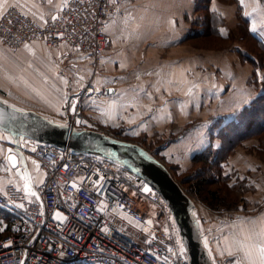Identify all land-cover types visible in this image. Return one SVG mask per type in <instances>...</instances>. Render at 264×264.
Returning a JSON list of instances; mask_svg holds the SVG:
<instances>
[{"label": "built area", "instance_id": "1", "mask_svg": "<svg viewBox=\"0 0 264 264\" xmlns=\"http://www.w3.org/2000/svg\"><path fill=\"white\" fill-rule=\"evenodd\" d=\"M120 1L85 0L77 4L70 0L67 8L54 14L60 19L53 22L50 17L46 24L23 15L17 7H7L0 19V43L19 49L43 41L71 57H86L97 69L111 42L105 30L107 20ZM95 88L93 81L87 80L82 94H93ZM73 103L75 111L71 108L64 121L72 127L92 128L78 98ZM24 143L45 173L38 187L41 200L27 196L23 183L11 180L12 184L8 181L2 185L1 179L12 172L0 166V188L7 193H0V211L9 216V220L0 219V228L5 229L9 222L10 229L0 238V264H164L165 256L169 264H188L185 251L179 254L183 243L167 201L139 175L106 157L74 153L32 139ZM73 181L79 191L71 187ZM94 181L99 185L94 186ZM101 201L108 206L103 212L98 210ZM19 204L24 207H17ZM112 208L147 227V231L136 234L111 224ZM57 211L66 217L63 222L54 219ZM168 248L177 255L169 253ZM156 255L161 259L157 260Z\"/></svg>", "mask_w": 264, "mask_h": 264}, {"label": "crops", "instance_id": "2", "mask_svg": "<svg viewBox=\"0 0 264 264\" xmlns=\"http://www.w3.org/2000/svg\"><path fill=\"white\" fill-rule=\"evenodd\" d=\"M19 1L20 5H24V12L28 13L29 15L35 13L34 20L38 22H45L51 17V15L57 13L59 10L57 6L60 4V0H53L52 5L46 3L45 0ZM178 1L180 0H123L120 6L117 8L119 11H115L113 14H111L106 23L108 26L106 31L111 37V42L108 46L110 51L108 53V58L112 59L114 62L117 60V58H120V55L117 52L118 48H129L130 55L134 54V56H137L136 53L141 47L146 48L148 46H155L166 48L170 47V45H173L176 42H178V44H182L190 29V24L188 21H186L183 15H186L187 13L189 14L194 9L193 4H196V0H182V3H178ZM245 2L246 6L244 4V7H246V11L244 10V14L246 12L253 13L252 16L247 17L250 18L251 24L253 21H255L258 29L255 34L264 41V37H261L259 34L261 31H264V9L258 6L256 7L257 11L253 12L254 8L252 10L248 9V0H244V3ZM179 4L184 6L180 8L181 15L184 19H178L177 17V10L180 6ZM41 14L44 16L43 21L39 19ZM26 45L28 46L27 48L24 45L20 50L24 55V59H26L25 57L32 55V57L35 58L40 64L42 70H45L42 71L39 68V70L37 69V72L40 75L39 77L44 80V83L47 81V85L40 86L38 84V88L34 89L33 92H23L22 96L24 100H26L24 101L26 104L29 98L33 99L35 102H45L48 104H55V100L58 101L57 98H52V96L61 98L64 97V99L67 97V101L70 100V97L73 95L72 92L70 93V84H64L61 80V77L67 80L66 77L68 76H65V74L61 72V69L67 68L68 66H71V64H74L77 70L84 72L85 78L88 77L89 71L92 70L91 61L86 59L84 56L78 55L71 57L73 55H69L65 51L52 49L48 47L43 41H36L32 44ZM8 50L15 51L18 49L8 48ZM155 53L159 56H163L161 53ZM72 59L76 60L72 61ZM187 59L189 60L188 64H190L188 71L184 72L183 67L179 68L176 66L173 69L172 76L174 78L180 79V81L190 79V76L192 77L191 86L193 94L191 96L186 95V92H188L189 88H185L183 84L179 85L180 83L176 84L175 87L166 88L162 86L160 88H153V90L150 91V96L154 97L160 94L161 99H159L160 101L158 103H150L148 100V102L144 103V107H139L138 109V107L135 106L134 111H129L127 114H124L125 107H120V105H125V102H121L119 101L118 97L111 95L116 92L114 85L110 86L114 88V92L111 94L105 92V96H101V94H98L97 96H85L82 94V91L79 95H74L78 98V105L84 111L88 124L91 127L97 125V123L102 126L117 127L120 125H125V121L130 119V123L134 122L133 124H138V128L144 125V132L149 134L153 131V129H155V127H181L184 125V120L187 118H190L188 121L193 120L197 122V124H195V133H192V135L186 136L184 138H181L180 136L176 142L174 139L171 143L168 141L162 150V153L170 162H179L183 160L189 161L190 157L195 152H197L196 150L200 149L199 144L201 145L202 143H198V141L202 140V138H206V135L203 134V126L209 121V119H201V104L206 103L208 100L206 107H208V114L211 113L209 118L213 115H217L224 116L226 119H231L234 118L233 115H236L241 111L240 109L243 106L247 105L248 102H250L255 96L260 94L262 88H260L258 91H254L253 89L251 91V89H249L245 84L248 82V79L254 72V66L252 64L249 62H244L241 63V65H237L236 69H234L233 61L227 62V65L222 68L220 77L215 79L211 76L209 83L205 88H202L199 74L201 66L200 54L191 52V56H187ZM103 60L105 61L104 58ZM168 62L177 63L178 59L168 60L165 62V64ZM34 66L35 65H33L32 68H34L36 71V66ZM212 73L213 72H210V74ZM258 73V78L260 79L263 75V72L259 71ZM83 81L84 86L86 79ZM237 81H239V83H236ZM93 83L95 84L96 82ZM234 85H236L238 88L230 90ZM77 86L80 87L79 85ZM83 86L81 87L83 88ZM228 87L229 91L232 92L230 97H227L226 93ZM214 88L219 90H213ZM106 89L104 91H106ZM157 89L159 90L157 91ZM203 91L204 95L208 96V98H205V101L202 99ZM249 91H251L250 94ZM37 92H39V95ZM172 93H174V95L170 96ZM0 95L2 94L0 93ZM2 96L20 107L34 109L42 114H45L46 116L50 114V112H47L42 108L28 104L26 105L20 100H14L4 95ZM165 96L169 97L167 98ZM113 101L116 102L117 106L111 112V115H109L107 114L109 111L108 106ZM72 103L73 101L71 104L65 105L63 113L64 116L69 113ZM55 105H44V107L54 109L53 111H55L59 108ZM127 105L130 106L129 103ZM149 109H151V111H149ZM102 112L105 114H102ZM0 137H4L0 139V149L3 150L0 151V159L4 160L5 156L7 155V150L11 148L13 144L11 139L1 129ZM208 139L209 137L204 142L207 143ZM187 144L189 147H187ZM26 152L28 156L27 168L33 177V185L35 187L34 189L38 191V187L42 184L39 183V181H44L45 173L41 169V166L39 172L34 170V166L31 164V161L35 160L39 165L40 162L31 151L26 150ZM189 153L190 156L188 157ZM247 160L249 162H247ZM244 161L245 162L242 164V167L244 170H246L245 172L256 169V165L253 163V161L245 157ZM181 166L183 167V165ZM10 180L23 183V181L20 180V177L15 174V170L12 171L9 177L1 179V184L3 185ZM256 183V186L260 188V184H258V182ZM213 214V212L205 210V212H203L200 217L201 220H203L202 226L206 232L204 242L207 240V248L211 256L215 259L216 264H235L236 260H239L244 264H249V260L245 258L244 252L238 251V244L236 241H243L249 246L261 243L262 238L260 234L264 232V212L255 223H244L245 219H240L237 222L238 224L240 223L239 225L237 223L232 225L230 224L231 220L220 219L217 215ZM109 217L111 224H118L128 230H131V225L135 223L127 215L115 208L111 209L109 212ZM242 221L243 223H241ZM245 237H251V239L245 240ZM228 246L231 247V256L225 251V248ZM249 251L251 252V260L254 262V264H260L258 251L253 247H250Z\"/></svg>", "mask_w": 264, "mask_h": 264}, {"label": "rangeland", "instance_id": "3", "mask_svg": "<svg viewBox=\"0 0 264 264\" xmlns=\"http://www.w3.org/2000/svg\"><path fill=\"white\" fill-rule=\"evenodd\" d=\"M122 1L123 0L118 3L117 8L120 6ZM197 1L198 0H196V4ZM13 2L14 0H9V4ZM182 2V0L178 1V3ZM196 4H193L194 9L196 7ZM244 4L246 6V2ZM244 4L241 5L240 0H231L230 2L213 0L211 3V7L214 10H217L224 19V24L219 28L220 31L222 32L223 30L224 35H228L229 33H232L233 35L231 44H228L223 40H218L219 43H216L215 40H212V38H210V36L201 35V38H195L189 41L184 40L182 44H178V42H176L175 44L170 45V47L166 48L155 46H148L146 48L141 47L136 53L137 56H134V54L130 55L129 48H118L117 52L120 55V58H117L115 62L112 61V59L108 58V53L110 52L108 48L104 57L105 61L103 60L104 63H101L97 69L92 68V70L89 71L88 77L86 78L84 77V72L81 70H77L74 64H71V66H68L67 68L61 69V72L64 73L65 76H68L66 78L68 84H70V93L72 92L73 94L72 96L70 95V100L67 101L68 98L66 97L65 101L64 97L61 98L51 95L52 98L58 99V101L55 100V104L60 105L38 102L37 100V102H35L31 98H29L27 104L42 108L43 110L50 112L48 117L50 116L51 118H54L56 120L63 121L65 119L64 117H66L63 114L65 105L71 104L73 99H75L74 94L79 95L81 93V86H83L84 84L83 80L86 79V81L90 80L96 82V88L93 94L85 96H97L98 94H101V96H105L106 94L104 90L114 85V87L116 88V92L111 95L118 97L119 101L125 102V105L129 103L130 106L124 108V114H127L129 111H134L135 106L138 107V109L139 107H144V103L148 102V100L150 101V103H158L160 101L159 99H161V95L158 94L154 97L150 96V91L153 90V88H160L162 86L166 88L175 87L176 84L180 83L179 85L183 84L185 88L192 89L191 76L190 79H185L183 81H180V79L174 78L172 76L173 69L176 66H178L179 68L183 67L184 72L188 71V67L190 64H188L189 60L187 59V56H191V52L200 54L201 66L199 74L201 79V87L205 88L209 83V79L211 76L215 79L221 76L222 68H224L229 61H233L234 69H236L237 65H241V63L244 62H249L253 65L252 61L249 60V57L248 59H245L243 58L244 56H242V54L240 53L242 52L245 54H249L247 52L248 49L245 47V43L243 42V40H241V38H243V33L238 26L239 18L237 9L238 6H241L243 12L244 10L246 11V7H244ZM179 5L180 6L177 10L178 19H181L184 16L186 21H188L190 24V29L187 35L192 31L198 32L200 29H202V26L199 25L202 23L203 19L200 13L195 12L193 9L189 13L190 15L187 13L186 15L184 14L182 16L180 8L184 6H182L181 4ZM247 6L249 10H252L253 8L256 9V7L258 6L264 9V0H248ZM17 8L22 12L25 11L23 7L17 6ZM117 8L115 11H117ZM28 16L35 19V17L32 15L28 14ZM248 19L250 21L251 27V20L250 18ZM193 20H195L196 22L192 23ZM6 48L0 43V93L8 98L20 100L21 102L26 104V102H24L26 100H24L22 96L23 92H33L34 89L38 88L37 86L47 85L46 82L44 83V80L39 77L40 75L37 72L38 68L40 70H42V68L40 67V64L37 62V60L32 57V55H29L25 57L26 59H24V55L22 51H20L22 47L15 51H11ZM155 52L161 53L163 54V56H159ZM176 59H178L177 63L168 62L167 64H165V62L168 60ZM75 60L76 59H72V61ZM33 65L36 66V71L34 70V68H32ZM259 71H262L263 75L259 79L258 83L256 82L257 80L254 74H252V76L248 79V82L245 83L247 87L251 89V91L252 89L254 91H258L260 88H263L262 82L264 77V70L259 69L258 72ZM210 72L213 73L210 74ZM81 77H83L82 80L80 79ZM169 81H171V83H169ZM236 83H239V81H237ZM77 85H79L80 87H78ZM235 88L238 87L234 85L230 90H234ZM140 89H143V91H140ZM213 90L218 91L219 89L214 88ZM251 91H249V94L251 93ZM226 93L227 97H230V95L232 94V92L229 91V87L227 88ZM173 95L174 93H172L170 96ZM165 97L168 98L169 96ZM206 97L208 98V96L204 95L203 91L202 99L205 101ZM255 97L240 110L250 105ZM137 103L140 105H138ZM206 103L201 104V119H209V121L203 126V134L206 135V138H202V140L198 141V143L202 144H199L200 149H197V152H195L194 154L204 150L205 148H208L210 144L212 147H214V149H219L223 144L222 137L220 135V132L223 130L222 126L225 125L224 123L230 121L231 119H234L237 116V114L233 115L234 118L231 119H226L225 117L223 122L219 118L222 116L213 115L209 118V115H211V113L208 114V107H206ZM44 105H55L59 108L58 110L53 111L54 109L44 107ZM189 119L190 118L184 120V125L181 127H155V129H153V131L149 134L144 132V125L138 128V124H133L134 122L130 123V119L125 121V125H120L117 127L102 126L97 123V125H94L92 129L101 130L113 136L129 141H134L144 146L170 168L171 172L173 173L177 181L180 182L186 192V188L190 187L188 186V182H186V179H188V177L191 178L190 180L195 181L199 176H207L208 179L211 180L207 188L219 189L220 191H222V194L224 196H227L232 200L235 199V202L237 198L238 203L236 202V204L234 202L231 208L223 206L217 208L216 210L210 211L207 207H205V205L207 204L204 203L203 200H201L197 196H192L187 192L195 201L201 223H203V220H201L200 215H202L205 210L213 212V215H217L220 219L231 220L230 224L232 225H235V223H237L240 219H245L244 223H252L253 221H258L259 217L264 212V132L259 134L258 136H253L242 141L234 149H232V151L226 156V160H224V162L222 163L223 172L229 178L228 183L230 184V186L234 185L235 187L233 188L234 190L229 189L228 196L227 193L223 192L225 190L223 189L224 183L218 179L217 174L214 173L210 177V174L213 171H217L218 168H216V166H214L215 168H213L212 164L206 165L204 161L194 163L192 160L194 154L190 157L189 161L187 160L188 162L184 160L179 162H170L162 153V150L168 141L171 143L174 139L176 142V140L180 136L181 138H184L186 136L192 135V133H195V124H197V122L193 120L188 121ZM208 137L209 139H211H208L207 143L204 142ZM187 147H189L188 144ZM190 153L188 154V157L190 156ZM244 157L253 161V163L256 165L255 170L245 172L246 170H244L242 167V164H244L245 162ZM247 162L249 161L247 160ZM179 163L183 165V167ZM195 170H197V172H195ZM255 181L260 184V188L256 186L257 183ZM241 223H243V221ZM131 226V230L134 233H143L145 232L144 229H147V227L136 223H133Z\"/></svg>", "mask_w": 264, "mask_h": 264}, {"label": "water", "instance_id": "4", "mask_svg": "<svg viewBox=\"0 0 264 264\" xmlns=\"http://www.w3.org/2000/svg\"><path fill=\"white\" fill-rule=\"evenodd\" d=\"M108 89H112V92H108ZM105 92L111 94L114 88L109 87ZM10 106L23 111L14 112ZM0 110L4 113L0 129L11 139L13 153L22 154L26 160L28 156L24 142L32 139L59 148H69L74 153L106 157L139 175L167 201L183 243L187 263L216 264L205 247L206 232L195 201L177 181L170 168L144 146L101 130L72 127L67 121H59L34 109L20 107L2 95ZM34 188L33 185V191L41 200L39 192Z\"/></svg>", "mask_w": 264, "mask_h": 264}, {"label": "trees", "instance_id": "5", "mask_svg": "<svg viewBox=\"0 0 264 264\" xmlns=\"http://www.w3.org/2000/svg\"><path fill=\"white\" fill-rule=\"evenodd\" d=\"M213 0H198L196 7L194 9L195 12L200 13L202 16V23L199 24L202 26V29L197 31H192L185 37V41L193 40L195 38H201V35L210 36L212 40H215L216 43H219L218 40H223L224 42L231 44L233 35L229 33L228 35L222 34L220 31V27L224 24V19L222 15L211 7V3ZM221 2H230L231 0H220ZM238 18H239V27L243 33V42L245 43V47L248 49L247 52L249 54L242 53L243 58L252 61L254 65L253 74L256 77V82L258 83V70H264V41L259 38L255 33L251 32L250 29V21L245 16L242 7L238 6ZM196 22L195 20L192 23ZM196 24V23H195ZM198 24V23H197ZM213 43V42H210ZM256 49V51H255ZM262 90L261 93L258 94L255 99L250 103V105L244 107L234 119L224 123L222 126L223 130L220 132L222 137V146L219 149H214V147L209 145L208 148L194 154L193 162H205L206 165L216 166L217 171H213L210 174H217L218 179L222 181L224 184L223 192L227 193L229 196V189L232 190L234 185L230 186L228 183L229 178L223 172L222 163L226 160V156L234 149L238 144H240L245 139L251 138L253 136H258L259 134L264 132V77L262 82ZM223 122L225 117H219ZM211 139V138H210ZM238 139V140H237ZM202 168V167H201ZM197 172V170H195ZM196 174V173H195ZM188 177L186 182H188L187 192L190 195H194L203 200L205 207L208 210L213 211L217 208L226 206L231 208L235 199H230L227 196L222 194V191L219 189H209L208 184H210L211 180L208 177L199 176L195 181L190 180ZM190 182V183H189ZM234 190V189H233ZM237 202V198H236ZM235 202V203H236ZM238 203V202H237ZM236 203V204H237ZM235 204V205H236ZM5 218L9 220V216L0 211V219ZM10 233L9 222L8 225L3 231H0V238L5 237Z\"/></svg>", "mask_w": 264, "mask_h": 264}, {"label": "snow or ice", "instance_id": "6", "mask_svg": "<svg viewBox=\"0 0 264 264\" xmlns=\"http://www.w3.org/2000/svg\"><path fill=\"white\" fill-rule=\"evenodd\" d=\"M46 3H48L49 5H52L53 4V0H45ZM69 2L70 0H60V4L57 6L59 8L60 11H63L65 8H67L69 6ZM75 2L77 4H84L85 3V0H75ZM111 2L113 4L116 3V0H111ZM240 3L241 5L244 4V0H240ZM17 7V6H20V7H24V5H20L19 4V0H14L13 3L9 4V0H0V10H3V11H0V19L3 18V15L4 13L7 12V7ZM85 11H87V9H85ZM117 11H119V9H117ZM257 9H253V12H256ZM253 13H249V12H246L245 13V16H252ZM23 15L27 16L28 13H23ZM33 16H35V13H32ZM86 18V17H85ZM130 18V17H128ZM126 18V19H128ZM40 20H44V16L43 14L40 15L39 17ZM60 17H58L57 15H51V20L53 22H56L57 20H59ZM11 23V22H10ZM47 23V21H45V24ZM69 23H71V21H69ZM107 25H106V29L107 30ZM251 32L253 33H256L258 31L257 29V26H256V23L255 21L252 22L251 24V27L249 29ZM222 34H223V30H222ZM261 35V37H264V31H261L259 33ZM60 37L62 38L63 37V33H60L59 34ZM25 47L27 48L28 46L25 45ZM76 51H79V49H76ZM102 63H104L102 61ZM80 79H83V77H81ZM61 80L64 84H67L68 81L66 79H64L63 77H61ZM47 82V81H45ZM169 83H171V81H169ZM159 89H157L158 91ZM98 91V89H97ZM135 91V90H134ZM140 91H143V89H140ZM108 92H112V89H108ZM37 94L39 95V92H37ZM193 93H192V89L189 88L188 89V92L186 93V95H189L191 96ZM65 101H66V97H65ZM95 103V102H93ZM116 102L113 101L108 107H109V111L107 114L111 115V112L116 108ZM128 105H124V104H121L120 107H127ZM10 107H13V111L14 112H22L23 110L22 109H15L14 106H10ZM71 108L73 111H75V103H73L71 105ZM149 111H151V109H149ZM102 114H105L102 112ZM4 122V113L2 110H0V124H3ZM77 123H82V121H77ZM61 127H66V125H61ZM4 137H0V139H2ZM21 140H23V137H21ZM0 151H3L2 149H0ZM32 151L34 152L35 151V148L32 149ZM31 164L34 166V170L36 172H39L40 171V165L35 161V160H32L31 161ZM0 166H2L3 170L4 171H8V172H12L13 170H15V174L17 176L20 177V180L23 181V191L26 193L27 196H32V197H36L37 200H39V196L38 194L33 191V177L32 175L29 173L28 169H27V160L26 158L20 154V153H13V150L11 148H9L7 150V155L5 156L4 158V161L3 162H0ZM100 179H103L102 177ZM83 182V180H81V183ZM9 184H12V181L10 180L8 182ZM39 183H43V180H40ZM94 186L96 185H99V181H94L93 182ZM71 187L73 189H76L77 191H79V186L78 184L73 181L71 183ZM17 190L19 191L20 189L17 188ZM145 191H149V189L145 188L144 189ZM0 193H3L4 195H7V193H4L3 192V189L0 188ZM17 207L19 208H23L24 205L23 204H19L17 205ZM107 204H105L103 201L100 202V206L98 208L99 211L103 212L106 208H107ZM41 215H43V213L41 212ZM127 218V217H125ZM54 219L58 220V221H61L63 222L66 217L63 216L62 213H60L59 211H57L54 215ZM148 223L150 224L151 221H148ZM252 223H255L254 221ZM145 231H147V229H144ZM0 231H3V228H0ZM104 231H107V229H104ZM261 243H258V244H253L251 246H249L248 244L244 243L243 241H236V243L238 244V251H242L244 252V256L246 259L249 260V264H254V262L251 260V252L249 251V248L250 247H253L255 248L258 253H259V257H260V264H264V232H262L261 234ZM251 239V237H245V240H249ZM149 244L151 243V240L147 241ZM205 247H207V240H205ZM8 245H5V247H7ZM167 251L169 253H171L173 256H176L177 255V252L173 251L172 248H168ZM225 251L227 252L228 255H232V251H231V247L228 246L225 248ZM179 254L180 255H183L184 254V248H183V245L180 246V249H179ZM155 255V254H153ZM157 260H160L161 257L159 255H156L155 257ZM163 260H164V264H169V260H168V257L165 256L163 257ZM235 264H241V262L239 260H236L235 261Z\"/></svg>", "mask_w": 264, "mask_h": 264}]
</instances>
